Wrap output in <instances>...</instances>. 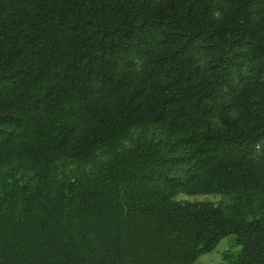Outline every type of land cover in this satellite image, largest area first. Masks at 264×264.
<instances>
[{"label": "trees", "instance_id": "1", "mask_svg": "<svg viewBox=\"0 0 264 264\" xmlns=\"http://www.w3.org/2000/svg\"><path fill=\"white\" fill-rule=\"evenodd\" d=\"M0 166V264H264V0H0Z\"/></svg>", "mask_w": 264, "mask_h": 264}, {"label": "rangeland", "instance_id": "2", "mask_svg": "<svg viewBox=\"0 0 264 264\" xmlns=\"http://www.w3.org/2000/svg\"><path fill=\"white\" fill-rule=\"evenodd\" d=\"M149 132H153L155 136L158 134L156 127H149ZM140 133L141 129H132L121 140L120 149L131 146ZM110 156L109 151H99L88 161L77 162L70 159H60L56 162L57 175L62 178L87 173L92 170L96 163L106 161ZM9 173V167L0 166V193L5 184L11 181ZM173 199L178 202H211L218 205L231 203L233 196L219 191L179 192ZM239 253L240 247L235 242V235L231 234L223 238L212 251L199 254L192 264H234Z\"/></svg>", "mask_w": 264, "mask_h": 264}]
</instances>
